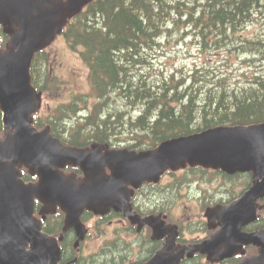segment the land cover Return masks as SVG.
I'll return each mask as SVG.
<instances>
[{
	"label": "trees",
	"instance_id": "trees-1",
	"mask_svg": "<svg viewBox=\"0 0 264 264\" xmlns=\"http://www.w3.org/2000/svg\"><path fill=\"white\" fill-rule=\"evenodd\" d=\"M186 1L92 0L85 10L68 21L63 32L69 45L80 49L89 66L92 92L76 96L74 101L58 106L46 117L36 115L34 125L49 126L53 135L77 148H88L99 142L108 143L111 148L141 151L155 149L167 139L211 127L264 122V73H260L262 70L257 64L251 78L233 84L228 81L229 75L204 73L205 66L178 78L175 72L165 73L161 66L154 68L152 59V50L170 25L181 23L191 27L204 46H231L241 55H252L250 60L254 63L264 59V36L246 37L239 33L262 10L264 0ZM0 35V47L6 48L9 36L3 32ZM46 53L45 49L37 52L31 66L32 82L40 93L52 87ZM90 95L95 98L92 108L81 121L69 126L65 119L71 117L69 111L76 114L82 109L79 103H86ZM4 135L0 111V137ZM21 169L27 181H37L38 176L27 166ZM63 171L78 178L83 176L77 165L70 164ZM164 174L170 177L169 184H163V180L145 182L138 191L141 207H153L155 212L160 209L171 216L182 188L206 179L219 183L218 192L204 193L198 200L200 206L208 202H229L238 190V177L221 169L187 165L168 169ZM236 175L251 177L250 173ZM40 208L41 204L38 215ZM46 216L44 230L65 235L64 260L77 256L73 264H83L78 252L80 246L75 247V230L63 229L65 212L57 207ZM87 217L86 213L82 220L86 222Z\"/></svg>",
	"mask_w": 264,
	"mask_h": 264
},
{
	"label": "water",
	"instance_id": "water-1",
	"mask_svg": "<svg viewBox=\"0 0 264 264\" xmlns=\"http://www.w3.org/2000/svg\"><path fill=\"white\" fill-rule=\"evenodd\" d=\"M90 1L0 0V25L11 35L7 49H0V110L6 128V136L0 138V264H60L64 235L43 230L45 217L35 215L37 199L46 203L43 210L60 205L66 211L65 229L75 228L78 245L85 237L80 220L85 209L100 214L112 208L125 210L135 222L139 218L131 214L135 190L144 181L158 182L164 170L187 163L231 174L253 171L256 180L261 178L241 199L218 208L223 228L209 247H199L214 252L222 243L229 256L242 241L240 227L255 218L256 199L264 196V122L212 127L140 152L110 150L107 143L78 149L64 145L48 127H34L32 113L38 109L30 74L34 55L63 31L67 17L81 12ZM68 163L79 164L85 178L65 176L60 169ZM22 164L39 175L38 182L24 180ZM253 238L254 234L247 237ZM182 256L183 251H159L142 264H179Z\"/></svg>",
	"mask_w": 264,
	"mask_h": 264
},
{
	"label": "rangeland",
	"instance_id": "rangeland-1",
	"mask_svg": "<svg viewBox=\"0 0 264 264\" xmlns=\"http://www.w3.org/2000/svg\"><path fill=\"white\" fill-rule=\"evenodd\" d=\"M62 1V0H61ZM63 0L62 2H64ZM194 0H187L190 3ZM205 1V0H199ZM196 2V1H194ZM242 36H264V7L256 13L253 21L246 25L241 32ZM48 57V79L51 90H45L38 98V115L46 117L54 113L58 106L70 103L78 95H86L92 92L93 86L89 78V66L82 58L80 49L72 48L65 36H60L46 48ZM154 68L161 66L165 73H176L177 77L186 76L190 70L200 67L208 75L227 76L228 81L236 84L245 82L253 75L255 65L264 73V59L256 63L250 60L252 55L243 54L233 47L215 48L201 43V37L192 32L191 27L185 23L179 26L170 25L168 31L159 39V44L152 50ZM152 61V62H153ZM202 71V72H203ZM259 71V70H258ZM186 74V75H182ZM95 103V98L88 97L86 103H79L82 108L75 114L69 111L71 117L65 118L68 125L81 121V117L87 114ZM114 104H118L113 101ZM88 106V108H87ZM135 114L134 110L131 109ZM72 131V129H71ZM91 150V149H90ZM72 173V172H70ZM170 177L163 184H169ZM189 185V183H188ZM185 185L181 195L171 210L173 218H183L187 221L190 217L195 219L199 214V199L206 194L218 192V182L208 179L193 186ZM177 193V192H176ZM54 206H49L52 208ZM209 220V214H204ZM100 219L87 217L85 222L86 237L80 244L79 255L83 264H129L131 261L141 258L142 245L137 244V235L132 230L125 228L117 217ZM142 248V249H141ZM74 251V250H73ZM113 261H116L113 263Z\"/></svg>",
	"mask_w": 264,
	"mask_h": 264
},
{
	"label": "flooded vegetation",
	"instance_id": "flooded-vegetation-1",
	"mask_svg": "<svg viewBox=\"0 0 264 264\" xmlns=\"http://www.w3.org/2000/svg\"><path fill=\"white\" fill-rule=\"evenodd\" d=\"M238 173H250L251 177L236 175L237 173L231 174L237 176L239 179L235 198L229 202H208L207 204L201 205L199 207V214L201 215L195 216V219L189 216V218H187L188 220L185 221L183 219L185 215L182 218L175 219L172 218L169 213H165L162 210L159 211L160 209L155 212L153 211V207H141L137 200V196L138 191L143 186L137 189L136 193L131 198V214L138 215L139 218L137 221L134 222L129 215L125 214V210L118 212L113 209L104 215H97L95 212H87L88 210H84L81 217L87 213L90 219H110V223H113L114 221L111 218L115 216L125 225V228L132 230V232L137 235V244L140 243L145 250H142L143 255L141 258L131 261L129 264H142L150 260L153 255L159 251H167L168 254H176L183 251V256L179 264H264V256H262V252L264 251V244H262L264 243V196H260L256 199L255 218L240 227L238 234L242 236V241L238 242L235 250H233L229 256L225 255L229 250L223 249L222 243L214 252L210 251L208 248L205 250L199 248L200 246L202 247V245H207L208 242L213 239L214 234L223 228L222 218L218 214V208L229 206L241 199L244 193L248 191L256 181H261V178L256 180L253 171ZM162 180L163 182L166 180L165 174L162 176L160 182H162ZM206 213L207 215L209 214V220L204 217ZM150 216L159 219L151 223L146 220ZM251 234H254V238L253 240H248L247 237ZM64 239L60 242L62 248V258L60 262L62 263L68 262L64 260L65 257L62 247ZM209 246L210 244H208V247ZM191 247H196L197 250H195V248L191 249ZM191 251L193 252L191 253Z\"/></svg>",
	"mask_w": 264,
	"mask_h": 264
}]
</instances>
